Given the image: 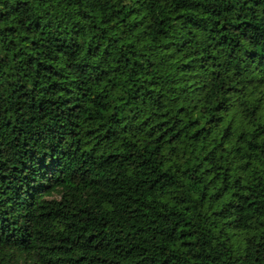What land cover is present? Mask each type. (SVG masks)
I'll list each match as a JSON object with an SVG mask.
<instances>
[{"label":"trees","instance_id":"16d2710c","mask_svg":"<svg viewBox=\"0 0 264 264\" xmlns=\"http://www.w3.org/2000/svg\"><path fill=\"white\" fill-rule=\"evenodd\" d=\"M0 264H264V0H0Z\"/></svg>","mask_w":264,"mask_h":264}]
</instances>
